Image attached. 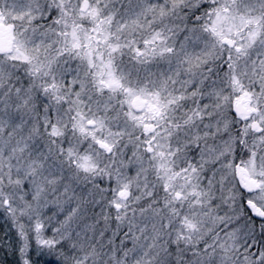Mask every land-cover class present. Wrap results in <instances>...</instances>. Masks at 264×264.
Instances as JSON below:
<instances>
[{
  "label": "snow or ice",
  "instance_id": "obj_1",
  "mask_svg": "<svg viewBox=\"0 0 264 264\" xmlns=\"http://www.w3.org/2000/svg\"><path fill=\"white\" fill-rule=\"evenodd\" d=\"M0 264H264V0H0Z\"/></svg>",
  "mask_w": 264,
  "mask_h": 264
}]
</instances>
